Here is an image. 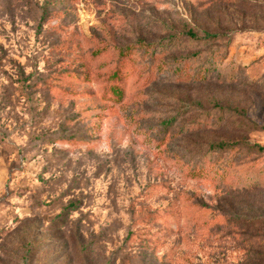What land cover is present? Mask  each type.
Here are the masks:
<instances>
[{
	"label": "rangeland",
	"instance_id": "1",
	"mask_svg": "<svg viewBox=\"0 0 264 264\" xmlns=\"http://www.w3.org/2000/svg\"><path fill=\"white\" fill-rule=\"evenodd\" d=\"M262 126L264 0H0V264H263Z\"/></svg>",
	"mask_w": 264,
	"mask_h": 264
},
{
	"label": "trees",
	"instance_id": "2",
	"mask_svg": "<svg viewBox=\"0 0 264 264\" xmlns=\"http://www.w3.org/2000/svg\"><path fill=\"white\" fill-rule=\"evenodd\" d=\"M187 33L189 34V36L191 37V38H197L198 36H197V34L194 32V31H192V30H189V31H187ZM206 37H211V35H209V34H206ZM117 74V73H116ZM115 74V76H113V79L114 80H120L121 78H122V76H120V75H116ZM112 93L114 94V95H119L120 97H123V95H124V91H123V89L122 88H120L119 86H114L113 87V89H112ZM262 128L264 129V126H262ZM69 140V139H68ZM236 145H232V144H227V143H224V142H220V143H217V144H211V148H212V150H224V149H226V148H228V149H233L234 147H235ZM254 149H258V150H260V151H264V147H261V146H258V145H253L252 146ZM195 173H200V170L199 169H197V170H195ZM264 264V263H263Z\"/></svg>",
	"mask_w": 264,
	"mask_h": 264
}]
</instances>
